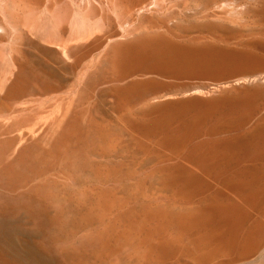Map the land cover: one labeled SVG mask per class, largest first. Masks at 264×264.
Returning a JSON list of instances; mask_svg holds the SVG:
<instances>
[{"label": "rangeland", "instance_id": "374dc122", "mask_svg": "<svg viewBox=\"0 0 264 264\" xmlns=\"http://www.w3.org/2000/svg\"><path fill=\"white\" fill-rule=\"evenodd\" d=\"M157 1H158V3L159 2L160 3L164 2V0L163 1L156 0L155 2H157ZM170 1L171 0H166L165 1V2H168L169 4L168 3L166 4L164 2L165 3L164 5H163V3H161V4L159 3L160 5L158 6V3H157V5L155 4L153 6V4H154L153 0H150V1L149 0H126V5H127L128 9L125 10V11H122V8L118 4V0H115V2H114V0H111V2H110V0H107V4L106 5H108V6L105 7V10H104L103 14H104V17L107 16L106 19H107V21H110V22H104L105 18H103V21L100 18H97V20L96 19H92L89 16L87 17L83 13L75 15L76 22L77 23L79 22L78 23V28H80V27L83 28V29L80 28V30H81L80 32L81 33L78 31L77 37L79 38V40L76 37L77 41H76V38L73 36V33L68 34L69 36L68 35H66V36L60 35L59 30L57 31L58 28L56 27V25L51 20H49V19H46V20L35 19L33 23H36V24H34V26H35V29L37 31V35L38 36L36 35L35 36L36 38L34 36H32V37L35 38V39L34 38L33 39L36 41L37 45H35V48H34L35 50L34 49H30L28 59L27 60H22V64L24 65L26 71L24 70V73L22 72V74H21L22 84H21L20 88H22V86H23V88L27 92L29 91L30 93L34 92V90L35 91L37 89L38 90L36 92L32 93L31 94L32 96L30 98L27 97V96H26L27 98L24 97L23 98L24 100L23 99L21 100L22 97L13 100V99H8V98H6L4 96L6 82L8 81V79L11 78L10 75H12L13 72H14L13 62H12V59H11V58H13L12 55H14V54L12 52V46H11L13 44L9 43L10 42V37H9V39H8V37H5L4 41L0 42V44H1L0 45V66H1L0 67V78H1L0 79V83L2 82L0 84L1 85L0 88L3 89V91L0 90V92H1L0 93V153H1V151L5 152L4 155H2L3 152L1 153L0 156H4V158L2 160L0 159V161L1 162L4 161V163H2V164H5V163L6 164L7 163L10 164V165L9 164H7V165L5 164L6 167L4 165H1L2 168L5 167L6 170L8 169L7 171L9 173L6 170H4L5 168L4 169L0 168L1 169V173H0L1 175L0 176H2V180L5 183L8 180H13L14 184L10 181L11 182L10 188L11 187L13 188V185H15L16 188H17L18 184H22V182H24L25 180L28 179L27 175H29L30 173H31V176H33V177H34L35 173H38V174H36L38 176V178H33V177H31L29 175V178L30 177L32 178V179L30 178L32 183H34L37 179H39V176H40V178H43L44 177L43 173L46 172V171L45 172L42 171L43 172L42 173L39 170H44V169L48 170L49 169L48 170L49 172H46V174H45V176H46L44 178L45 180L44 179H42V180L39 179L40 181L37 180L38 183H37V181L35 182V183L40 185L38 187H41V184H42L41 182L44 181V183H45L46 181H48V182H46V184L49 183V181H51L50 179L52 178V176H54V175L56 176L57 171H58V174L60 175L59 176L60 178L63 177L61 175H63V172H65V174H64L65 179H63V178L59 179V181L60 180H62V181L58 182V180L57 181L55 180L58 177H54V178H52L53 182L58 183V184L54 183V185H52V183H50L51 185L50 184L47 185L48 188H51V189H52V186H54L53 190L47 189L46 184H44V183L42 184L43 190H44V187H45L47 190H49V191L51 190L53 192V194H52L51 191L50 192L46 191V189H45L46 193H43L44 191L42 190L40 192V194H43V196L45 195L44 197H47L46 196L47 194H52L54 197L57 195V197H55V198H53L52 195H48L50 197L52 196L51 200H52V198L56 200V198L60 197V195L62 194L61 192H63L62 195H64L65 197L63 198L62 195H61V199L63 198L65 200V204H64L63 200H61V199L59 200V198L57 199L58 200V202H57L58 204L57 203L55 204V200H52V201L50 200V202L48 204H51L52 202L53 203H52V205L45 204V205H48V207L46 209V210H48V212L46 211L45 214H46V217L48 216L47 218H52L53 217L52 219H56V217L58 219V217L60 216L58 220H60V218L65 219V220H63V219L61 220L65 224H66V221L68 220L69 223L67 221V225H66V226H68L67 229L69 228L68 230L71 229L72 231H74V228L76 229L75 226H77L78 223H80L78 226H82L81 224H85L86 225V223L89 224V223L92 222V219L94 218V216H93V214L91 215V213H89V211L95 205V203L98 202V200L95 199V198H97L96 197L97 194H95V193L103 194V195L105 193L106 196H108V195H109V197L112 196V198L116 199V200L118 198V200L123 203L124 199L121 198V196H122L123 198H125V202L127 200L126 204L124 203L125 205H127L128 200L132 199V200L129 201L128 205H131V209L132 210L135 209L134 207L136 206V209H135L136 211L135 210L134 211H130L131 214H133V216L135 214L134 218L136 217L135 218L136 220L139 218V216H140L139 214H141L140 218H143L142 215L148 216L147 214H149L153 210L150 214L153 215V213H155L154 211H156V213H155L156 215L155 214L154 215L157 218V223L159 222L158 218H160V217L162 219L160 221L162 222L163 221V217H166V215H168V217H170V216H173L172 215L173 212H174V214H177V212L179 210H180L179 211V213H180L181 210L184 211L186 208H190L192 206H195L194 203L196 204V201H198L200 199L201 195L197 194L196 192H193L191 194L188 193L187 196H184L185 198L182 197L184 201L182 203L183 205L181 203H180L181 204L180 205L179 203L176 202V199L178 197L175 196V192L178 193V191H176V189H174V188L170 189V187H168L166 185L167 178H166L165 174H163V172H162L163 169L177 167L179 165L180 162L177 161V160H174L173 158L176 156L177 151L182 148V145L184 144V141H190L191 145H193L195 142H197L198 144L195 143L193 146H198V148L201 149V150H199L200 153L203 155V157L201 158V161L198 158H195V159H192V160L193 161H198L199 160V162H201L204 165L205 170L208 172V175H200L199 179L208 178V179H206L208 181H213L215 179H226V180L238 179V178L244 179V178H246V175H244L242 173V169L244 167H246L247 165H249V166L257 165L258 166L259 164H264V145H263L264 144V138H263V136H264V108H263L264 107V105H263L264 97L257 98L254 95V92L259 90V89H261L262 85L251 86L250 88H248L247 91H241V93L239 91V94H238L237 90L235 92L232 91L233 93H230V91H227L229 88H227L225 90H223V88H222V87L226 88V86H229V85L231 86L232 84H234L235 80L238 79V77L241 74H243L246 69L247 70L248 69H254L256 72H260V73L264 74V57L263 58H256L255 57V59H254V55H253L254 52L252 50H244L243 49V47H250L249 46L250 43H251V45H252V43H254L256 45V47L264 48V37H263L264 36V34H263L264 33V13H263L264 12V0H253V1L252 0L251 1L250 0H228L227 3H225L227 0H222V2H219V4L217 5V7H219L218 9L216 7H207L205 0H172L171 2ZM173 1H175V2L173 3ZM0 2H1L0 4H2V3L4 4L5 3L6 6L4 5V7L5 8L7 7L6 8V12L7 13H9L11 15L12 14L14 15L15 11H16V13L19 14V12H18L19 9H18V7H16L17 3L15 4V2H13L11 0L9 2L7 0L6 1L0 0ZM6 2L9 3L8 6H7ZM244 2H247V3L251 4V6H253L254 11L252 13L244 14V16H243V15L240 14V11H241L240 9H242V4ZM116 3H117V6H116ZM223 3H225V5H223V7H220V5L222 6ZM136 4H140V6L142 7L141 9H143L142 12H140L141 10H139L138 8H132ZM146 4H147V7L145 6ZM165 5H166V7H165ZM14 6H15V8H14ZM155 6H156V8H154ZM157 7L159 9L161 7L162 11H160ZM8 8L10 9L11 12L9 10H7ZM106 8L113 9V11L111 10V12H110V10H108ZM145 8H146V12L144 10ZM220 8H221V10L224 9L223 11L226 12V14L224 16H221L219 14V11H220L219 9ZM14 9H16V10L14 11ZM63 9L69 11V17L67 19L68 21L66 22L67 23V27H68V26H70V20L72 18V13H73L72 12L73 10H72V7L70 5L69 0H64ZM114 9H115V11H114ZM116 9H118V10H116ZM119 9H120V11H119ZM212 9H214V10H212ZM107 10L109 12H107ZM234 11H235V13H233ZM214 12L215 13L218 12L217 13L218 15L215 14ZM107 13H108V15H107ZM111 13H114V14H111ZM115 13H117V14H115ZM130 13H132V15H129ZM138 13L141 14L140 16H142V17L139 16V18H138ZM236 14H239V15L237 16ZM112 15H115V18ZM207 15H208V17H207ZM215 15H217L218 17L216 16L214 18ZM116 16L118 17L117 18L118 21L116 19ZM155 16H157V17L155 18ZM144 18H145L146 22L143 21ZM163 18H165V19H163ZM99 19L101 21H98ZM166 19H167V22H165ZM47 20H49V21H47ZM137 20H138V23H137ZM244 20H245V22H244ZM97 21H98V23H97ZM131 22H132V24H130ZM142 22H145L144 25H146L147 27H148V24H149V27L147 28L146 26L141 24ZM95 23H96V25H95ZM102 23H104L103 24V29L107 28L106 31H104L102 29V27H101ZM170 23H171V25H170ZM83 24H85V25H83ZM138 24H139V26H141V29L137 30V28L139 27V26H137ZM107 25H108V27H107ZM111 25H112V27H111ZM210 25H212V26H210ZM261 25H262V27H261ZM131 26H132V28H131ZM136 26H137V28H136ZM167 26H169V27H167ZM143 27L144 28L146 27L145 31H144ZM150 27L153 29V31H152V29ZM95 28H98V31L99 30L101 32L104 31V33L103 34L101 33L102 35L99 36V34L95 33V31H96ZM108 28L109 29L111 28V29L109 30ZM133 28H135L136 31ZM68 29H70V27H68ZM91 29H92V31H91ZM131 29H133V30H131ZM82 30H84V33H86V34H87V32H89V33L87 35L83 34ZM89 30L96 34L95 35L93 33V36H94L95 39L93 38L92 33ZM93 30H95V31H93ZM160 30H163L164 32L163 31L160 32ZM176 30H177V32H176ZM223 30H224V32H223ZM45 31H47V32H45ZM123 31H124V34H123ZM132 31H135L132 34L133 38L131 37ZM137 31H141V32L138 33ZM57 32H58V34H57ZM150 32H151V34H150ZM208 32H210V33H208ZM79 33H80V36H82V39H83V37L87 38L88 36L89 37L92 36V39L89 38L91 41H89L88 38H87V40L84 39V41H81L82 39L79 36ZM107 33H109V34H107ZM128 33H130V35ZM213 33H214V35H213ZM49 34H51V35H49ZM205 34L206 35L209 34V35H207L205 37V39H204ZM244 34H246V35L243 38ZM0 35L2 36V34H0ZM11 35L13 36L12 33H11ZM56 35L59 38L56 37ZM70 35L72 36V38H71ZM103 35H105V37H107V35L108 36L114 35V38L111 39V40H116V42H115L116 45L114 44V47L117 46V48L121 51L118 54V59L116 57L115 58H109L108 53H109L110 45H106L105 43L101 44L99 42V41L102 42V40L106 39ZM124 35L128 36V37L125 38ZM157 35L159 37H157ZM174 35H177V36L180 35V36H179V38H175ZM42 36H44V38ZM61 36L65 40L63 38H61ZM95 36L98 37V38H96ZM209 36H211V37H209ZM13 37H16V36L14 35ZM122 37H124V39H125V40L123 39L124 42L121 41ZM45 38H47V39L45 40ZM73 38H74V40H73ZM99 38H101V40ZM143 38H145V39H143ZM221 38H223L225 41H223ZM7 39H8V41H7ZM42 39L44 40V42H43ZM51 39H54L56 41L52 42ZM62 39L64 41H66V43L63 42ZM68 39H70V41ZM93 39H94V41H92ZM137 39H138V41L139 40L140 41L138 42ZM160 39H162V40H164L166 42L165 46H162V45L158 46L157 45V41L160 40ZM206 39H208V41ZM219 39H221V40H219ZM228 39H230L229 43L227 42ZM71 40H73L74 42H72ZM202 40H204V41H202ZM210 40H211V42H210ZM78 41L83 42L82 43L83 45L80 42L78 43ZM117 41H118V43H117ZM196 41H199V42L197 43ZM45 42L48 43V44H46ZM67 42L70 45H71V43H74L73 44L74 45L73 46L74 47L73 57L63 56L64 71L61 72V74H58L57 72H54V71L52 72L53 75L55 76L54 78H56V77L60 78V82L57 83L56 79H53V78H48V77L44 78L39 72L36 71L35 66H34V61L37 60V50H41L43 48H45V49H50V48H55V47L58 48V47H60V45L66 47V46H68ZM97 42H99V43H97ZM121 42H122V44H120ZM6 44H7V46H6ZM53 44H55V45L58 44V46L57 45L53 46ZM190 44H192V45H190ZM75 45H77V47ZM84 45H86L88 47H86V46L84 47ZM214 45H216V46H214ZM44 46H46V47H44ZM187 47H189V49H187ZM82 49H85V50H82ZM232 49H233V51H232ZM246 49H248V48H246ZM125 50L129 51V53H127L128 55L126 54L127 56L125 57V60L121 61L119 55L122 54V52L125 51ZM203 52H205V53H203ZM76 53H77V55H76ZM84 53H85V55H84ZM99 54H100V56H99ZM225 55H227V56H225ZM246 55L248 57L250 56L249 58H253L252 61L249 60V61H246V62L243 63L242 61L239 60V59H242V57L244 58V56H246ZM105 56H106V58H105ZM100 57H104V58H100ZM99 58H100V62H99ZM103 59H104V62H102V64H101V61H103ZM194 59L196 61H193ZM97 60H98L99 63L96 62ZM219 60H220V62H219ZM81 61H82V64H81ZM203 61H204V63H203ZM67 63H68V65H67ZM94 63H95V65H94ZM115 63H117V64H115ZM213 63H214V65H213ZM224 64H226V65H224ZM79 65H82V66H80L82 71L79 70V68H80ZM88 66L90 67L91 70L93 69V71H94V73H92V75H91V72H93V71L90 70L91 71L90 72ZM230 66H231V68H229ZM213 67H217V68H213ZM10 69H12V70H10ZM140 69H142V70H140ZM229 69H230V71H229ZM11 72H12V74H11ZM76 72H77L79 77L77 76ZM81 72H82V75L80 74ZM84 73H86V74H84ZM143 73H144V75H143ZM149 73L151 74V76H150ZM2 74H4V76L5 75L6 76L2 77ZM72 74L73 75L75 74V75L73 76ZM112 74L114 75L113 77L116 80H113L114 78L112 77ZM22 75L24 76V78H22L23 77ZM84 75H86V76L88 75V76L85 77ZM159 75H160V77H159ZM225 75H226V77H225ZM71 76H73V78H71ZM115 76H117V77H115ZM148 76H150V78H148ZM34 77L36 79H38V82L36 81V79ZM83 78H85V79H83ZM110 78L113 80V83H111L112 80ZM134 78H135V80H134ZM117 79H118V81H117ZM227 79H229V80H227ZM2 80H4V82H5L4 84L5 85L3 84ZM182 80H183V82H182ZM187 80H189V81H187ZM23 81L26 82L28 84V86L29 85H31V86H29V87L24 86L25 83H23ZM30 81H31V84H29ZM74 81H75L76 84L73 83ZM159 81H161V83ZM232 81H234V82H232ZM194 82H197V83L195 84ZM2 84H3V88H2ZM199 84L205 85V89H207L205 92H207V95L210 93V96L212 94L211 92H213V87L215 86L214 88H216V89H214V94H212L211 97H216L217 98L216 91L218 92L220 90L218 93L223 92L222 93V97L219 98V100L221 101V104L211 105L210 106V105H202V104H198V103H191L192 104L191 105L189 102H184L185 100L188 99V96H186V95L189 94L188 93V94H183L184 96L178 95L179 97L176 95L180 99L179 101L182 102V103L176 104L179 107H177L176 105H173V106H175V108L172 105L169 106V107H158V106H156L159 103V101H162V100H166V101L175 100L177 97L175 95H172V94L182 93L183 91L189 90L193 86H198ZM208 84H209V87H208ZM73 85L75 86L74 87L75 89L72 88ZM124 85L126 87H124ZM164 85H165V87H164ZM171 85L174 86V87H172ZM189 85H190V87H189ZM32 86H33V89L31 88ZM65 86H66V88H65ZM169 86H170V88H169ZM40 87H42V88H40ZM77 88H78V91H77ZM172 88H174V89L172 90ZM178 88H180V89L178 90ZM211 88H212V90H211ZM141 91H143L144 94ZM179 91H181V92H179ZM208 91H209V93H208ZM29 92L27 93V95L30 96ZM37 92H39L40 94H37ZM121 92H122L123 95L120 94ZM45 93H47L48 95L45 94ZM139 93H141V94L139 95ZM150 93L152 94L151 96H150ZM130 94H132V95H130ZM135 94H136L137 98L135 97V99H134L133 97L135 96ZM137 94H138V96H137ZM163 94L164 95L168 94L169 97L166 96V99L162 98L161 100H158V101L155 100L154 101V97L163 96ZM35 95H36V97H35ZM171 95H172V97H171ZM45 96H46V98H45ZM47 96H48V98H47ZM181 96L183 98H180ZM170 97L173 100H170L171 99ZM36 98H38V100H39V98H43V99H42V101H40L41 100L40 99L37 102V100H35ZM178 98H177V100H178ZM19 99L21 101H19ZM26 99L27 100L30 99V103H27V102H29V100L27 101ZM32 99H34V102L31 101ZM45 99H46V101H45ZM57 99H58L59 102H56ZM9 100L11 102H12V100L14 102H16V100H18L19 102L17 101L16 103H14V102L11 103ZM114 100H117V101L115 102ZM124 100L128 101L127 104H126V101H124ZM22 101L23 102L26 101L25 103H27V104L23 103ZM122 101H124V103L126 105L124 103H122ZM215 101H218V100L215 99ZM154 102H155V104H154ZM8 103L10 104V106H9ZM112 103L116 104L117 106L116 105L112 106L113 105ZM23 105H24V107H23ZM144 105H147V106L145 107ZM7 106H9L10 108L7 107ZM15 106L19 107V108H20V106H22V107L20 109L19 108L13 109V108H15ZM26 106H28V108H26ZM205 106H207V107H205ZM201 107H202V109H201ZM257 107H259L258 110H257ZM135 108L137 110H135ZM243 108H245V109H243ZM247 108H249V109H247ZM171 109H173V110L171 111ZM218 109H219V111H221L223 109L222 110L223 113H222V111L219 112ZM240 109L241 110L243 109L242 112H238V111H241ZM16 110H17V112H16ZM122 110H125V111L123 112ZM163 110H165V111H163ZM230 110L233 113H230ZM235 110H237V111H235ZM111 111L114 113L113 115H112ZM143 111H145V112H143ZM224 111L226 113H224ZM228 111H229L230 114L228 113ZM255 111L257 112L258 115L256 114ZM84 112H86V113H84ZM259 112H261V114ZM62 113H63V116H62ZM77 113H79L81 116L79 114H77ZM81 113L83 114V116H82ZM237 113H239V114H237ZM212 114H214V115L216 114V116L218 115V117H216V116H214ZM223 114H225L226 117ZM56 115H57V119H52L54 116H55L54 118H56ZM245 115H246V117H245ZM48 116H50V117H48ZM121 116H122V118H120ZM213 116H214V118H212ZM221 116H223L224 119ZM47 117H48V120H47ZM59 117H60L61 120L59 119ZM84 117L85 118L88 117V118L86 120H84L85 119ZM208 117H209V119H208ZM219 117L222 118V120H220ZM43 118H44V120H46V123L49 124V122H50L49 125L51 126L52 131H51V128H50L49 125H48L49 129L44 131V129L47 127V125L44 124L45 123L44 121H43L44 123H42V119ZM72 118L76 119V120H73ZM135 118H136V120H135ZM50 119H52V121H50ZM141 119H142V121H141ZM53 120H55V122H53ZM59 120L61 122H59ZM80 120H82V122ZM90 120H91V122H90ZM130 120H131V122H129ZM219 120L221 122H219ZM56 122L58 123V125H57ZM67 122H71V125L75 128L74 131H72V132H74V134H72V132L69 133L71 135L70 137H69V134L66 136L65 133H62V134H64V136H62V134L60 133V132H62V131H60V130H62L61 128L65 124H67ZM203 122H204V124H203ZM205 122H207V123H205ZM53 123H55V125L52 126ZM102 123H105V124H102ZM116 123H118V124H116ZM41 124H44L43 127H45V126L46 127L45 128L41 127L39 129L44 131V132H46V133H48V135L46 133H44V132H43L44 135H42V132L39 133L40 130H38V127L36 128V126L38 125L40 127V126H42ZM84 124H86V125H84ZM78 125H80V126H78ZM96 125H98V126H96ZM104 125L106 126L105 128H104ZM145 125H147V126H145ZM209 125H211V126H209ZM81 126H83L82 128L87 126L86 128L89 129V131L86 130L85 128H84L85 130L81 131V129H82ZM183 126H184V128H183ZM203 126H204L205 129L203 128ZM77 127H78V129H77ZM238 127L239 128L240 127L241 128L245 127L244 130L240 128L243 133L241 131H238V130H240ZM247 127H249V128H247ZM256 128H259V130L262 132V136L257 138V139L254 136V132H255ZM127 129L129 130V132H128ZM155 129L159 130L158 132H161V133H165L167 131H173L174 135L176 134V137H174L173 139H169V140H167L166 138H162V140H163L162 141L160 139L161 136H158L159 140H160L159 141L153 135L154 134L153 130H155ZM29 130H31V131L34 130V131L31 132ZM86 131H88V133H86ZM100 131L103 132V133L101 134ZM109 131H110V133H109ZM185 131H187V132H185ZM234 131H236V132L234 133ZM33 132H34V134H33ZM77 132H81V133L84 132L85 134L84 133L83 134H81V133L78 134ZM93 132H94V134H92ZM130 132H132L133 134H130ZM26 133H30V135L28 134L29 138H28V135L26 136ZM225 133H230L231 136L229 134L226 135ZM77 134H78V136H76ZM210 134L212 136H210V137L206 136V135H210ZM215 134H216V137H215ZM24 135L28 139H26ZM89 135H91V136H89ZM72 136H74L73 139L75 141L72 140ZM75 136H76V138H75ZM102 136H104V137H102ZM58 137H60L59 140H57ZM62 137H63V140L66 139V137H67V141H65V140L63 141ZM86 137H88V138H86ZM99 137H100V139H99ZM109 137H110V139H109ZM114 137H115V139H114ZM30 139H31L32 142L28 141V143H27V140H30ZM254 139H256V140L254 141ZM17 140H19V142L20 141L21 142L20 143L18 142V143L15 144L14 141L17 142ZM24 140L26 141L27 145L23 144ZM55 141H61V143H62L61 145L66 144L68 141H70V142L68 144L64 145L65 147H63V146L60 147V145H58V143H60V142L54 143ZM83 141H85V142H83ZM101 141H103V142H101ZM113 141H114L115 144H118V145H121V146L117 145V147H115L116 145L113 144ZM155 141H156V143H155ZM244 141H246L245 145L243 144ZM63 142H66V143H63ZM88 142H89V144H87ZM201 142H204V143L202 145H200ZM205 142H206L207 146L205 145ZM241 142H242V144H241ZM109 143H110V145H109ZM148 143L152 144V145H148ZM177 143H179V144H177ZM253 143L255 144V146H254ZM73 144H75V145H73ZM258 144L261 145V147ZM76 145H78V147ZM106 146H108V147H106ZM112 146H114V147H112ZM26 147L28 149V152H30V156H29L30 158H28V155L25 156V153L26 154L28 153L27 149H25ZM100 147H101V149H100ZM208 147L209 148L211 147L210 150H209ZM233 147H234V149H233ZM3 148H5L7 151H5V149H3ZM61 148H63V149H61ZM65 148H67L68 150L65 149ZM107 148H109V149H107ZM114 148H117V149H114ZM1 149H3V150H1ZM19 149L20 150L22 149V150L25 151V153L23 152L24 154H22L23 155L22 156L23 159H24V156H25L26 158H28V159L25 158L26 160H30L31 158H32V161L34 160L33 163H32V161L31 162L27 161V164L29 162L28 165L30 167H31V165H33V166L35 165L36 166V167L34 166V168L31 167V170H36V168H38V171H39L38 172L36 170L34 174H32L34 171H32V172L28 171L27 173H25L26 177H27V178L24 177L25 180L21 179V178H23L24 172L27 171L28 169H30V167L25 164L26 160L25 159L23 160L21 158V162H20V160L17 162V164H19L18 166L20 167V170L18 169L19 167H17V166L15 167L14 166V165H17L16 162L12 161V160H14V157H15L17 151H19ZM79 149L81 150L80 153L73 154V152L76 153L75 150L80 151ZM248 149L252 150V152L249 151ZM66 150L68 151L67 153H69L70 151L73 150L72 152L69 153L70 157H69V154L66 153ZM100 150H102V151H100ZM164 151H165V153H164ZM244 151H248V152L246 153ZM62 152L64 153V156L62 155L63 154ZM147 152L149 154H147ZM159 152H160V154H159ZM239 152L241 153V157L242 158L239 156V154H240ZM54 153L57 154V155H55ZM58 153L59 154L62 153V154L59 156ZM81 153H83V154H81ZM47 154H49V157H47L48 156ZM54 155H55V158H54ZM72 155H74V158L71 157ZM61 156H63V157L61 158ZM40 157L42 158L41 160H40ZM59 157H60V159L58 160L57 158H59ZM220 157H221V159H220ZM0 158H2V157H0ZM37 158H39L40 161L37 160ZM64 158L71 159L70 163L67 162L69 159L66 161ZM240 158L243 159V160H241ZM61 159L64 160V162H65L64 165H66V163H67L68 166L64 167L63 166V160H61ZM168 160L169 161L173 160V161L169 162ZM22 161H23V163L25 162L24 163L25 167L23 165H21ZM37 161H39L40 163H35ZM162 161H164L163 162L164 164L160 165L162 163ZM203 161H206V162H209V163L204 164L205 162L203 163ZM13 163H14V165H13ZM252 163H254V164H252ZM49 165H51V166H49ZM8 166H10V167H8ZM12 166H14L13 169H11ZM21 166H23V168ZM44 166H46V167H44ZM52 166L55 169H53ZM62 166L64 167V169H63ZM160 166H161V168H160ZM166 166H167V168H166ZM26 167H28L27 170L26 169L24 170V168H26ZM57 167H59V168H57ZM148 168H150V169H148ZM153 168H155V169H153ZM156 168H158V169H156ZM14 169L19 172L18 173L19 176L16 174L18 176L17 179H16L15 175L10 176L11 173L14 171ZM52 169L54 171H52ZM136 169H137V171H136ZM160 169H162V170H160ZM59 170H60V173H59ZM151 170H152V172H151ZM153 170H156V171H153ZM220 170H225L224 171L225 175L223 174V175L220 176L218 174V172ZM4 171L6 173H4ZM138 171H139V173H138ZM2 172L4 174H6V175H4ZM140 172H142V173H140ZM15 173L13 172V174H15ZM22 173H23V175L21 176ZM53 173H54V175H53ZM8 174H9V177H11V179L10 178L8 179ZM48 174H52V175H48ZM66 174H67V176H66ZM155 174H157L158 178L155 177ZM140 175H141V177H140ZM4 176L6 178H4ZM143 176H146V177L143 179ZM151 176H152V178H151ZM12 177H14V178H12ZM99 179L101 181H99ZM69 181H70V184H69ZM136 181H137V183H136ZM151 181H153V183ZM163 181H164V183H163ZM61 182H63V183L65 182L64 186H66V187H62L63 183L61 185ZM67 182H68L69 185L66 184ZM32 183H30V185ZM155 183H156V186H155ZM162 183H163V185H162ZM7 184L9 185V183H7ZM37 184H36V187H37ZM130 184H132V185H130ZM142 184H144V188L142 187ZM148 184H150L151 186L148 185ZM138 185L141 188H139ZM31 186L35 187V185H33V184ZM67 186H69V187H67ZM93 186H96V187L100 186L99 187L100 190L98 188L96 190V187H93ZM111 186H112V188H111ZM123 186L124 187L126 186V188H124ZM128 186H129V188L132 187V186H134V187H132L133 189L132 188L129 189ZM157 186H158V188H157ZM61 187L63 189H61ZM88 187H89V189H88ZM122 187L124 189H121ZM147 187H149V189ZM93 188H95V189L93 190ZM103 188L106 189L107 191L104 190ZM138 188L140 190H142V189L143 190L142 191L137 190ZM153 188H154V190H153ZM59 189H61V190H59ZM91 189L93 190L92 192H91ZM110 189H111V192H113L112 189L116 192L115 195H113L114 192L113 193L110 192ZM134 189H135V191H134ZM108 190H109V192H108ZM127 190H128L129 193L127 192ZM80 191H82L81 193L83 195L80 194ZM86 191L87 192L89 191V192L87 193ZM131 191L133 192V194H132ZM138 191L140 192L141 196H144V198L142 197V199L139 198V203L136 202V201H138V199L135 200L136 196H138V194H137ZM143 191H144V195L142 194ZM102 192H104V193H102ZM118 192L120 194H122V193H125V194L119 195ZM146 192H148L147 193L148 196L146 195ZM157 192H159V193H157ZM167 192H168V194H167ZM2 193H0V198L2 197L1 199H3L4 201L0 200V202H1L0 206L2 204L4 205V203L8 204V203L12 202L11 200L14 197L13 195H15L14 193L11 192V195L13 194L12 196L9 193H5V194H4V192H2ZM75 193L77 194V196H76ZM84 193H85V195H84ZM29 194L31 195L32 193H29ZM153 194H155V195L153 196ZM159 194H161V195H159ZM8 195L10 197H7ZM124 195H126V196H124ZM83 196H85L86 198L84 199ZM113 196H115V198ZM146 196H147V198H146ZM31 197L33 198L34 196L32 195ZM119 197L121 198V200H120ZM127 197L130 198V199H128ZM150 197H151L152 200L153 199L154 200L152 201L150 199ZM167 197H169V199ZM66 198H67V200H66ZM70 198L72 199L71 201H69L70 203L69 202L66 203V201L70 200ZM80 198L83 199L84 201L88 198L87 199L88 202H89V200L91 198H93V199H91L92 202L88 203L87 201H85V202L82 201ZM133 198H134V200H133ZM157 198H159V199H157ZM73 199H76V201L73 200ZM163 199L164 200H168V201L171 199L170 202L173 204V206L174 205L177 206V207L175 206L176 210L173 209L172 204L170 202H169L170 203L169 204V203H167V201L165 202ZM37 200L38 199H36V201H35V198H34V201H35V203H34V206H35L34 211H36V209L38 208L36 206H39L38 205L39 204V200L38 201ZM93 200H95V203H94ZM80 201H82L81 202L82 204H80ZM142 201H144V203H147L149 205L148 206H147V204L143 205ZM156 201H157V205H156ZM162 201L165 202L166 206H164V203ZM158 202L161 203L164 208H161V206H160L161 204H159ZM174 202H176V203H174ZM36 203H37V205H35ZM44 203H47V202L45 201ZM44 203L42 204V202H41L40 205L41 204L44 205ZM83 203H84V205H83ZM91 203H94V204H91ZM152 203H153V205H152ZM132 204H134V205H132ZM167 204H168V207H167ZM56 205H57L58 208L55 207ZM64 205H65L64 208H65L66 213L64 212V215H63V211H64L63 210L64 209L63 206ZM81 205H83L82 208H81ZM137 205L138 206L140 205V206L138 207ZM158 205L160 206L161 209L160 208L156 209L158 207ZM184 205H185L186 208H184ZM84 206H86L88 209L90 207L88 212L86 210L87 209L86 207L83 208ZM141 206L142 207L145 206L146 209L148 207V211L145 209V207H143L141 210L144 211V212H142V211L140 212L139 210H140ZM151 206H153V207L155 206L156 208L154 209ZM180 206H181V208H180ZM165 207H167V208L165 209ZM169 207H171V208H169ZM77 208H78V210H77ZM80 208H81V211L79 210ZM126 208L129 209L130 206H129V208L128 207H126ZM151 208H152V210H151ZM168 208H169V210H171V209L174 210L173 212L172 211L169 212V213H171L170 215H169V213H167V211H169ZM61 209L63 211H61ZM84 209L86 211H84ZM165 210H166V213H167L166 215H165V212H164ZM158 211H160V212H158ZM138 212H139V214H138ZM162 212H164L163 213L164 215L161 214ZM69 213L71 215H69ZM83 213H86V214L89 213V216L86 215L88 218ZM158 213H159V216H158ZM61 214H62V217H61ZM73 215H75V217H73ZM80 215H82V216H80ZM68 216H70V217H68ZM78 216H79L80 221L77 218ZM84 216H85V218H84ZM71 218L73 219L72 221H71ZM74 220L76 221V225H75V221ZM89 220H91V222ZM73 221H74V223H73L74 225L72 227L69 226V225H72L71 223ZM92 223L94 224V222H92ZM97 225L98 224H95L94 226H91V228L92 229L93 228H98ZM46 226L49 228L48 224ZM88 228H90V227H88ZM152 228H154V227H152ZM71 230H70V232H71ZM52 232H53V234L51 235ZM118 232H121V231H118ZM51 233L49 234V235H51V237L53 235L55 236V234H57L56 237H58V235H59V233H58V231L56 229L51 230ZM88 249H90V250L92 249L94 251V253H92V254H94L93 256L90 255L92 250H91V252H90V250H88L87 251L88 254L84 253L86 255H82V257H83L82 259H81L80 256H76L77 257V258L75 257L76 259L73 257L75 259L74 261L77 262L78 259H79L81 262H84L87 259L86 261L88 262V264L94 263L95 262L94 258L97 257V255H99L102 251H100L99 249H97L95 247L88 248ZM65 253L62 254V252H61L60 253L61 257L62 256L65 257V255H66V257H68V256L71 257L70 253H67V252H65ZM54 254H56V253H54ZM56 255L59 256V254H56ZM103 259H105V257Z\"/></svg>", "mask_w": 264, "mask_h": 264}, {"label": "bare ground", "instance_id": "6f19581e", "mask_svg": "<svg viewBox=\"0 0 264 264\" xmlns=\"http://www.w3.org/2000/svg\"><path fill=\"white\" fill-rule=\"evenodd\" d=\"M2 1H6V0H2ZM8 2L10 0H7ZM13 2H15V4L17 3V6L18 7V13H16V9H14L15 11V14L11 15L9 13L6 12V8L4 7L5 3L3 4H0V34H2V36L0 35V42L1 41H4L5 37H10V42L9 43H12L13 45L12 46V52L14 55L12 59V62H13V67H14V72L11 76L10 79H8V81L6 82V85L4 84V80L3 81V84L5 85V91H4V96L8 99H17V98H21V100L25 97H31L32 93L36 92L34 90V92L30 93L29 91V95H27V91L23 88H20L21 84H22V79H21V74L22 72L24 73V70L26 71L24 65L22 64V60H27L28 59V56H29V51L30 49H34L35 48V45H37L36 41L34 40L37 35V31L35 29V26L34 24L36 23H33L35 19H41V20H46V19H49L51 20L55 25L56 27L58 28L57 31L59 30L60 32V35L62 36H66L68 34H71L73 33V36L76 38L77 37V34H78V31L80 32V28H78V23L76 22L75 20V15L76 14H84L86 15L87 17L89 16L90 18L92 19H96L97 18H100L102 21H103V18H105L104 22H110V21H107L106 17H104V10H105V7H107L108 5L107 4V0H69L70 2V5L72 7V18L70 20V29H68L67 27V19L69 17V11L68 10H65L63 9V2L64 0H11ZM150 1V0H149ZM156 1V0H155ZM154 2L153 6L157 3V2ZM163 1V0H161ZM166 0H164L165 2ZM172 1V0H171ZM170 1V2H171ZM251 1V0H250ZM253 1V0H252ZM111 2V0H110ZM115 2V0H114ZM161 2L163 3V5L168 2ZM175 1H173L174 3ZM198 2V1H197ZM206 2V6L207 7H216L217 9L219 7H217V5L219 4V2H222V0H205ZM228 0L225 2L227 3ZM1 3V2H0ZM109 3V2H108ZM160 3V2H159ZM158 3V6L161 4ZM225 3L222 4V6L220 5V7H223V5H225ZM255 3V2H254ZM7 6L9 3H7ZM118 4L119 6L122 8V11H125L127 10V5H126V0H118ZM169 4V3H168ZM110 5V4H109ZM133 5V4H132ZM171 5V4H170ZM259 5V4H258ZM6 6V5H5ZM14 6V8H15ZM116 6H117V3H116ZM115 6V7H116ZM147 7V4L145 5ZM144 6V7H145ZM162 6V5H161ZM168 6V5H167ZM143 7V8H144ZM164 7V6H163ZM166 7V5H165ZM206 7V8H207ZM226 7V6H225ZM66 8V7H65ZM109 8V7H108ZM106 8V9H108ZM132 8H138L139 10H141L140 12L143 11V9H141L142 7L140 6V4H136L134 7ZM153 8V7H152ZM156 8V6L154 7ZM158 8V7H157ZM13 9V8H12ZM131 9V8H130ZM159 9V8H158ZM162 8L160 7V11ZM226 9V8H225ZM7 10L10 11V9L8 8ZM113 11V9H108ZM107 10V12H109ZM118 10V9H116ZM133 10V9H132ZM145 12H146V8L144 9ZM214 10V9H212ZM219 14L221 16H224L226 14L225 11L221 10V8L219 9ZM241 10V11H240ZM240 14L244 16V14H248V13H252L254 11L253 9V6H251V4L247 3V2H244L242 4V9H240ZM115 11V9H114ZM120 11V9H119ZM137 11V10H136ZM135 11V12H136ZM148 11V10H147ZM152 11V10H151ZM218 11V10H217ZM233 11V10H232ZM11 12V11H10ZM13 12V11H12ZM139 12V13H140ZM238 12V11H237ZM138 13V18L141 14ZM144 13V12H143ZM215 13V12H214ZM218 12H216L215 14H217ZM235 13V11L233 12ZM264 13V12H263ZM111 14H114V13H111ZM117 14V13H115ZM156 14V13H155ZM108 15V13H107ZM129 15H132V13H130ZM143 15V14H142ZM159 15V14H158ZM218 15V14H217ZM215 15L214 18L217 16ZM237 16L239 14H236ZM252 15V14H251ZM114 16L115 18V15H112ZM210 16V15H209ZM142 17V16H140ZM152 17V16H151ZM157 16H155L156 18ZM208 17V15H207ZM218 17V16H217ZM241 17V16H240ZM78 18V17H77ZM118 17L116 16V19ZM148 18V17H147ZM146 18V19H147ZM168 18V17H167ZM206 18V17H205ZM244 18V17H243ZM86 19V18H85ZM98 20V21H101V20ZM115 19V20H116ZM131 19V18H130ZM141 19V18H140ZM165 19V18H163ZM172 19V18H171ZM219 19V18H218ZM217 19V20H218ZM233 19V18H232ZM247 19V18H246ZM249 19V18H248ZM47 20V21H49ZM87 20V19H86ZM111 20V19H110ZM170 20V19H169ZM242 20V19H241ZM97 21V23H98ZM118 21V19H117ZM143 21H145V18L143 19ZM154 21V20H153ZM220 21V20H219ZM92 22V21H91ZM136 22V21H135ZM146 22V21H145ZM145 22H142L141 24L144 25ZM162 22V21H161ZM165 22H167V19L165 20ZM237 22V21H236ZM243 22V21H242ZM245 22V20H244ZM261 22V21H260ZM33 23V24H32ZM112 23V22H111ZM137 23H138V20H137ZM172 23V22H171ZM170 23V25H171ZM45 24V23H44ZM103 24L101 25L102 29H103ZM106 24V23H105ZM114 24V23H113ZM112 24V25H113ZM132 24V22L130 23ZM140 24V23H139ZM139 24L137 26H139ZM140 24V25H141ZM40 25V24H39ZM85 25V24H83ZM91 25V24H90ZM89 25V26H90ZM94 25V24H93ZM96 25V23H95ZM111 25V27H112ZM124 25V24H123ZM152 25V24H151ZM150 25V26H151ZM169 25V26H170ZM44 26V25H43ZM88 26V27H89ZM136 26V28H137ZM142 26V25H141ZM141 26H139L137 28L138 29H141ZM146 26V25H144ZM153 26V25H152ZM151 26V27H152ZM155 26V25H154ZM167 26V27H169ZM212 26V25H210ZM37 27V26H36ZM94 27V26H93ZM108 27V25H107ZM147 27V26H146ZM145 27V28H146ZM148 27H149V24H148ZM147 27V28H148ZM150 27V28H151ZM157 27V26H156ZM161 27V26H160ZM206 27V26H205ZM215 27V26H214ZM262 27V25H261ZM105 28V27H104ZM132 28V26H131ZM144 28V27H143ZM142 28V29H143ZM145 28H144V31H145ZM46 29V28H45ZM56 29V28H55ZM83 29V28H82ZM107 29V28H106ZM106 29H103L104 31H106ZM109 29V28H108ZM111 29V28H110ZM109 29V30H110ZM113 29V28H112ZM135 29V28H133ZM131 29V30H133ZM152 29V28H151ZM157 29V28H156ZM161 29V28H160ZM182 29V28H181ZM202 29V28H201ZM212 29V28H211ZM261 29V28H260ZM48 30V29H47ZM97 32H96V31ZM95 33L102 35L104 33V31H98V28H95ZM149 30V29H148ZM164 30V29H163ZM163 30H160L163 31ZM220 30V29H219ZM43 31V30H42ZM55 31V30H54ZM90 31V30H89ZM92 31V29H91ZM90 31V32H91ZM136 31V29H135ZM135 31H132L131 33V37H132V34L133 32ZM143 31V30H142ZM153 31V29H152ZM167 31V30H166ZM197 31V30H196ZM47 32V31H45ZM49 32V31H48ZM108 32V31H107ZM111 32V31H110ZM109 32V33H110ZM138 33H140L141 31H137ZM164 32V31H163ZM171 32V31H170ZM177 32V30H176ZM201 32V31H200ZM221 32V31H220ZM224 32V30H223ZM11 33L13 34V36L15 35L16 37H13L11 35ZM50 33V32H49ZM81 33V32H80ZM80 33H79V36H80ZM82 33L83 34H86L84 33V30H82ZM89 32H87L88 34ZM92 33V36H93V33L94 32H91ZM94 33V34H95ZM102 33V34H101ZM107 33V34H109ZM127 33V32H126ZM146 33V32H145ZM148 33V32H147ZM173 33V32H172ZM210 33V32H208ZM260 33V32H259ZM263 33V32H262ZM39 34V33H38ZM58 34V32H57ZM82 34V35H83ZM86 34V35H87ZM123 34H124V31H123ZM130 35V33H128ZM135 34V33H134ZM137 34V33H136ZM149 34V33H148ZM147 34V35H148ZM151 34V32H150ZM264 34V33H263ZM51 35V34H49ZM91 35V34H90ZM96 35V34H95ZM118 35V34H117ZM203 35V34H202ZM209 35V34H207ZM205 34L204 36V39L205 37L207 36ZM214 35V33H213ZM246 34H244L243 38L245 37ZM250 35V34H249ZM254 35V34H253ZM34 36V37H32ZM38 36V35H37ZM45 36V35H44ZM44 36H42L44 38ZM61 36V38H63ZM69 36V35H68ZM71 36V35H70ZM84 36V35H83ZM92 36H88V40L91 41L90 39H92ZM98 36V35H97ZM98 36V37H99ZM105 37V35H103ZM122 36V35H121ZM125 36V35H124ZM180 35H174L175 38H179ZM198 36V35H197ZM248 36V35H247ZM261 36V35H260ZM56 37H58L56 35ZM55 37V38H56ZM81 39H82V36H80ZM96 37V36H95ZM96 37V38H98ZM128 36H125V38H127ZM140 37V36H139ZM151 37V36H150ZM156 37V36H155ZM157 37H159L157 35ZM200 37V36H199ZM211 37V36H209ZM235 37V36H234ZM256 37V36H255ZM264 37V36H263ZM34 38V39H33ZM40 38V37H39ZM48 38V37H47ZM45 38V40L47 39ZM59 38V37H58ZM60 38V39H61ZM72 38V36H71ZM78 38V37H77ZM77 38H76V41H77ZM87 38H84L81 40V41H84V39L87 40ZM90 38V39H89ZM94 38V36H93ZM102 38V37H101ZM101 38H99L101 40ZM106 39L99 41L101 44H106V45H110V49H109V53H108V56L109 58H117L118 59V54L119 52H121L117 46L114 47V44L116 45V40H111L112 38H114V35H110L107 37H105ZM133 38V37H132ZM148 38V37H147ZM154 38V37H153ZM170 38V37H169ZM195 38V37H194ZM229 38V37H228ZM241 38V37H240ZM239 38V39H240ZM7 39V41H8ZM64 39V38H63ZM62 39L63 42L66 43V41H64ZM95 39V38H94ZM94 39L92 41H94ZM124 37H122V40L123 41ZM129 39V38H128ZM145 39V38H143ZM181 39V38H180ZM198 39V38H197ZM203 39V38H202ZM212 39V38H211ZM218 39V38H217ZM216 39V40H217ZM223 41H225L223 38H221ZM219 39V40H221ZM226 39V38H225ZM37 40V39H36ZM43 40V39H42ZM52 42L53 41H56L54 39H51ZM70 41V39H68ZM74 40V38H73ZM73 40H71L72 42H74ZM79 40V38H78ZM97 40V39H96ZM119 40V39H118ZM125 40V39H124ZM131 40V39H130ZM192 40V39H191ZM208 41V39H206ZM227 40V39H226ZM233 40V39H232ZM236 40V39H235ZM260 40V39H259ZM68 41V42H69ZM120 41V40H119ZM138 41V39H137ZM140 41V40H139ZM138 41V42H139ZM178 41V40H177ZM183 41V40H182ZM181 41V42H182ZM185 41V40H184ZM200 41V40H199ZM199 41H196L197 43ZM204 41V40H202ZM222 41V42H223ZM230 39H228V43H229ZM249 41V40H248ZM44 42V40H43ZM48 42V41H47ZM60 42V41H59ZM67 42V44H68ZM80 41H78L79 43ZM88 42V41H87ZM97 42V43H99ZM124 42V41H123ZM132 42V41H131ZM194 42V41H193ZM201 42V41H200ZM211 42V40H210ZM220 42V41H219ZM237 42V41H236ZM245 42V41H244ZM8 43V42H7ZM46 43V42H45ZM61 43V42H60ZM81 44L83 42H80ZM89 43V42H88ZM118 43V41H117ZM147 43V42H146ZM153 43V42H152ZM187 43V42H186ZM216 43V42H215ZM242 43V42H241ZM248 43V42H247ZM48 44V43H46ZM74 43H71L68 44V46H62L60 45V47L58 48H50V49H41V50H37V60L34 61V66H35V69L37 72H39L44 78L45 77H48V78H53V79H56L57 83L60 82V78L59 77H56L54 78L55 76L53 75V71L54 72H57L58 74H61V72L64 71V60H63V56H67V57H73V52H74ZM80 44V45H81ZM122 44V42L120 43ZM119 44V45H120ZM136 44V43H135ZM205 44V43H204ZM213 44V43H212ZM237 44V43H236ZM240 44V43H239ZM254 43H250V47H243L244 50H252L254 52V59L255 57L256 58H263L264 57V48L262 47H256V45L254 46L253 45ZM1 45V44H0ZM3 45V44H2ZM58 46V44H56ZM55 44H53V46H56ZM70 45V46H69ZM83 45V44H82ZM89 45V44H88ZM125 45V44H124ZM123 45V46H124ZM128 45V44H127ZM132 45V44H131ZM154 45V44H153ZM157 45L158 46H165L166 45V42L162 39L158 40L157 41ZM192 45V44H190ZM206 45V44H205ZM210 45V44H209ZM208 45V46H209ZM217 45V44H216ZM214 45V46H216ZM234 45V44H233ZM7 46V44H6ZM77 47V45H75ZM86 45H84L85 47ZM148 46V45H147ZM195 46V45H194ZM238 46V45H237ZM46 47V46H44ZM81 47V46H80ZM88 47V46H86ZM93 47V46H92ZM105 47V46H104ZM109 47V46H108ZM140 47V46H139ZM236 47V46H235ZM145 48V47H144ZM220 48V47H219ZM239 48V47H238ZM248 48V49H246ZM96 49V48H95ZM134 49V48H133ZM187 49H189V47H187ZM229 49V48H228ZM236 49V48H235ZM35 50V49H34ZM82 50H85V49H82ZM157 50V49H156ZM169 50V49H168ZM204 50V49H203ZM223 50V49H222ZM88 51V50H87ZM161 51V50H160ZM233 51V49H232ZM235 51V50H234ZM81 52V51H80ZM103 52V51H102ZM147 52V51H146ZM192 52V51H191ZM11 53V52H10ZM36 53V52H35ZM92 53V52H91ZM94 53V52H93ZM127 53H129V51L125 50L122 52V54H120V59L121 61H124L125 60V57L128 55ZM187 53V52H186ZM190 53V52H189ZM195 53V52H194ZM205 53V52H203ZM243 53V52H242ZM247 53V52H246ZM127 54V55H126ZM146 54V53H145ZM200 54V53H199ZM248 54V53H247ZM11 55V54H10ZM77 55V53H76ZM85 55V53H84ZM93 55V54H92ZM102 55V54H101ZM122 55V56H121ZM210 55V54H209ZM219 55V54H218ZM217 55V56H218ZM244 55V54H243ZM11 56V57H12ZM100 56V54H99ZM199 56V55H198ZM202 56V55H201ZM212 56V55H211ZM224 56V55H223ZM227 56V55H225ZM83 57V56H82ZM221 57V56H220ZM236 57V56H235ZM250 57V56H249ZM247 55L244 56V58L242 57V59H239L240 61H242L243 63L246 62V61H249L253 58H249ZM75 58V57H74ZM84 58V57H83ZM100 58H104V57H100ZM100 58H99V62H100ZM106 58V56H105ZM171 58V57H170ZM209 58V57H208ZM72 59V58H71ZM97 59V58H96ZM108 59V58H107ZM157 59V58H156ZM207 59V58H206ZM226 59V58H225ZM230 59V58H229ZM237 59V58H236ZM74 60V59H73ZM84 60V59H83ZM198 60V59H197ZM214 60V59H213ZM227 60V59H226ZM258 60V59H257ZM88 61V60H87ZM127 61V60H126ZM193 61H196L195 59ZM201 61V60H200ZM98 62V60L96 61ZM98 62V63H99ZM102 62H104V59L103 61H101V64ZM106 62V61H105ZM153 62V61H152ZM207 62V61H206ZM220 62V60H219ZM222 62V61H221ZM225 62V61H224ZM232 62V61H231ZM111 63V62H110ZM109 63V64H110ZM177 63V62H176ZM175 63V64H176ZM196 63V62H195ZM201 63V62H200ZM204 63V61H203ZM238 63V62H237ZM240 63V62H239ZM81 64H82V61H81ZM90 64V63H89ZM97 64V63H96ZM100 64V65H101ZM117 64V63H115ZM149 64V63H148ZM211 64V63H210ZM235 64V63H234ZM263 64V63H262ZM68 65V63H67ZM93 65V64H92ZM91 65V66H92ZM95 65V63H94ZM98 65V64H97ZM99 65V66H100ZM124 65V64H123ZM188 65V64H187ZM193 65V64H192ZM191 65V66H192ZM214 65V63H213ZM212 65V66H213ZM226 65V64H224ZM236 65V64H235ZM250 65V64H249ZM82 66V65H79V67ZM107 66V65H106ZM148 66V65H147ZM221 66V65H220ZM255 66V65H254ZM258 66V65H257ZM262 66V65H261ZM1 67V66H0ZM78 67V68H79ZM89 67V66H88ZM98 67V66H97ZM203 67V66H202ZM237 67V66H236ZM92 68V67H91ZM150 68V67H149ZM213 68H217V67H213ZM231 68V66L229 67ZM13 69V68H12ZM10 69V70H12ZM83 69V68H82ZM99 69V68H98ZM152 69V68H151ZM223 69V68H222ZM77 70V69H76ZM79 70H81V67L79 68ZM87 70V69H86ZM90 67H89V71H90ZM113 70V69H112ZM119 70V69H118ZM142 70V69H140ZM213 70V69H212ZM216 70V69H215ZM237 70V69H236ZM257 70V69H256ZM82 71V70H81ZM93 71V69L91 70ZM90 71V72H91ZM104 71V70H103ZM108 71V70H107ZM214 71V70H213ZM230 71V69H229ZM10 72V71H9ZM8 72V73H9ZM80 72V71H79ZM78 72V73H79ZM85 72V71H84ZM87 72V71H86ZM120 72V71H119ZM143 72V71H142ZM93 72H91V75H92ZM140 73V72H139ZM219 73V72H218ZM217 73V74H218ZM26 74V73H25ZM77 74V72H76ZM82 75V72L80 73ZM86 74V73H84ZM88 74V73H87ZM90 74V73H89ZM150 74V73H149ZM232 74V73H231ZM73 75V74H72ZM75 75V74H74ZM73 75V76H74ZM123 75V74H122ZM144 75V73H143ZM193 75V74H192ZM215 75V74H214ZM229 75V74H228ZM4 76V74H2V77ZM6 76V75H5ZM4 76V77H5ZM23 76V75H22ZM73 76H71V78H73ZM78 76V74H77ZM85 77H87L86 75H84ZM83 76V77H84ZM90 76V75H89ZM114 75L112 74V77ZM151 76V74H150ZM150 76H148V78H150ZM191 76V75H190ZM218 76V75H217ZM70 77V76H69ZM79 77V76H78ZM117 77V76H115ZM146 77V76H145ZM158 77V76H157ZM160 77V75H159ZM219 77V76H218ZM221 77V76H220ZM226 77V75H225ZM230 77V76H229ZM9 78V77H8ZM24 78V76L22 77ZM35 78V77H34ZM77 78V77H76ZM114 78V77H113ZM120 78V77H119ZM139 78V77H138ZM147 78V79H148ZM231 78V77H230ZM1 79V78H0ZM36 79V78H35ZM75 79V78H74ZM78 79V78H77ZM85 79V78H83ZM103 79V78H102ZM109 79V78H108ZM111 79V78H110ZM124 79V78H123ZM126 79V78H125ZM161 79V78H160ZM179 79V78H178ZM30 80V79H29ZM34 80V79H33ZM112 80V79H111ZM113 80H116L115 78ZM113 80L111 83H113ZM135 80V78H134ZM157 80V79H156ZM210 80V79H209ZM229 80V79H227ZM231 80V79H230ZM36 81L38 82V79H36ZM103 81V80H102ZM118 81V79H117ZM144 81V80H143ZM147 81V80H146ZM186 81V80H185ZM189 81V80H187ZM197 81V80H196ZM201 81V80H200ZM29 82V81H28ZM133 82V81H132ZM161 83V81H159ZM181 82V81H180ZM183 82V80H182ZM220 82V81H219ZM223 82V81H222ZM234 82V81H232ZM2 83V82H1ZM0 83V84H1ZM25 83L24 86H31L24 82ZM36 83V82H35ZM74 84L75 81L73 82ZM119 83V82H118ZM148 83V82H147ZM172 83V82H171ZM179 83V82H178ZM191 83V82H190ZM195 84L197 82H194ZM200 83V82H199ZM209 83V82H208ZM231 83V82H230ZM3 84H2V88H3ZM31 84V81L30 83ZM117 84V83H116ZM135 84V83H134ZM156 84V83H155ZM185 84V83H184ZM202 84V83H201ZM199 84L198 86H193L192 88H190L189 90H185L183 91L182 93H175V94H172V95H182L184 96L183 94H188L186 96H188V99L185 100L184 102H189L190 104L191 103H198V104H202V105H218V104H221V101L219 100V98L222 97V93H217V98L216 97H211L212 94H214V88L213 87V92H211V96H210V93L208 91V95H207V92H205L207 89H205V85H201ZM126 85V84H125ZM124 85V87H126ZM154 85V84H153ZM157 85V84H156ZM176 85V84H175ZM217 85V84H216ZM255 85H262V88L255 91L254 92V95L255 97L257 98H261V97H264V74L260 73V72H256L254 69H246L245 72L243 74H241L238 79L235 80V83L232 84L231 86H226L225 87H222L223 90L229 88L227 91H230V93H233L232 91H238V94H239V91L241 93V91H247L248 88H250L251 86H255ZM1 86V85H0ZM37 86V85H36ZM40 86V85H39ZM38 86V87H39ZM114 86V85H113ZM123 86V85H122ZM172 86V85H171ZM178 86V85H177ZM213 86V85H212ZM220 86V85H219ZM75 86L73 85V89ZM86 87V86H85ZM165 87V85H164ZM174 87V86H172ZM190 87V85H189ZM208 87H209V84H208ZM33 89V86L31 87ZM42 88V87H40ZM66 88V86H65ZM84 88V87H83ZM170 88V86H169ZM207 88V87H206ZM221 88V87H220ZM116 89V88H115ZM134 89V88H133ZM174 88H172L173 90ZM177 89V88H176ZM180 88H178L179 90ZM185 89V88H184ZM0 90L3 91V89L0 88ZM87 90V89H86ZM120 90V89H119ZM212 90V88H211ZM222 90V89H221ZM33 91V90H32ZM47 91V90H46ZM76 91V90H75ZM77 91H78V88H77ZM122 91V90H121ZM140 91V90H139ZM164 91V90H163ZM251 91V90H250ZM27 92V93H26ZM43 92V91H42ZM143 93V91H141ZM160 92V91H159ZM170 92V91H169ZM181 92V91H179ZM191 92V93H190ZM1 93V92H0ZM78 93V92H77ZM132 93V92H131ZM146 93V92H145ZM153 93V92H152ZM165 93V92H164ZM225 93V92H224ZM250 93V92H249ZM248 93V94H249ZM37 94H40L39 92H37ZM44 94V93H43ZM47 94V93H45ZM56 94V93H55ZM122 94V92L120 93ZM141 93H139L140 95ZM144 94V93H143ZM226 94V93H225ZM251 94V93H250ZM48 95V94H47ZM114 95V94H113ZM123 95V94H122ZM121 95V96H122ZM132 95V94H130ZM148 95V94H147ZM152 94L150 93V96ZM171 95V97H172ZM241 95V94H240ZM27 96V97H26ZM34 96V95H33ZM43 96V95H42ZM41 96V97H42ZM138 96V94H137ZM166 96H168V94L164 95L163 96H156L154 97V101H158V100H161L162 98H165L166 99ZM176 96V97H177ZM180 97V98H183V97ZM185 96V97H186ZM210 96V97H209ZM251 96V95H250ZM36 97V95H35ZM54 97V96H53ZM63 97V96H62ZM112 97V96H111ZM136 97V94L135 96L133 97L135 99ZM169 97V96H168ZM170 97V98H171ZM179 97V96H178ZM177 97V98H178ZM184 97V98H185ZM46 98V96H45ZM48 98V96H47ZM129 98V97H128ZM137 98V97H136ZM144 98V97H143ZM174 98V97H173ZM177 98L175 100H173L172 98L170 100H173V101H166V100H162V101H159V103L156 105L158 107H169V106H173V105H176L178 103H182L181 101H179L180 99ZM242 98V97H241ZM41 99V100H40ZM43 98H39L40 101H42ZM62 99V98H61ZM133 99V100H134ZM215 99H217L218 101H215ZM12 100V102H14ZM19 99V101H21ZM24 100V99H23ZM27 100V99H26ZM29 102L27 103H30V99H28ZM27 100V101H28ZM35 100H37V102L39 101L38 98H36ZM55 100V99H54ZM127 100V99H126ZM124 100V101H126ZM132 100V101H133ZM140 100V99H139ZM146 100V99H145ZM169 100V99H168ZM223 100V99H222ZM6 101V100H5ZM4 101V102H5ZM10 101V100H9ZM18 100H16L17 102ZM18 101V102H19ZM32 102H34V99L31 100ZM46 101V99H45ZM61 101V100H60ZM109 101V100H108ZM115 102L117 100H114ZM113 101V102H114ZM124 101H122V103H124ZM137 101V100H136ZM141 101V100H140ZM229 101V100H228ZM11 102V101H10ZM9 102V103H10ZM11 102V103H12ZM14 102V103H16ZM23 102V101H22ZM26 101H24L23 103H25ZM48 102V101H47ZM56 102H59L58 99L56 100ZM114 102V103H115ZM128 101H126V104H127ZM153 102V101H152ZM8 103V104H9ZM25 103V104H27ZM109 103V102H108ZM118 103V102H117ZM121 103V104H122ZM136 103V102H135ZM134 103V104H135ZM139 103V102H138ZM143 103V102H142ZM157 103V102H156ZM250 103V102H249ZM113 104V103H112ZM111 104V105H112ZM119 104V103H118ZM125 104V103H124ZM125 104V105H126ZM131 104V103H130ZM129 104V105H130ZM137 104V103H136ZM155 104V102H154ZM234 104V103H233ZM116 104H113L112 106H114ZM183 105V104H182ZM181 105V106H182ZM192 105V104H191ZM264 105V103H263ZM10 106V104H9ZM7 106V107H9ZM12 106V105H11ZM117 106V105H116ZM145 107L147 105H144ZM177 107H179L178 105H176ZM221 106V105H220ZM235 106V105H234ZM260 106V105H259ZM13 107V106H12ZM22 106H20L21 108ZM24 107V105H23ZM120 107V106H119ZM118 107V108H119ZM123 107V106H122ZM135 107V106H134ZM175 108V106H173ZM207 107V106H205ZM227 107V106H226ZM239 107V106H238ZM246 107V106H245ZM10 108V107H9ZM16 108H19V107H16L13 108V109H16ZM19 108V109H20ZM26 108H28V106H26ZM117 108V107H116ZM124 108V107H123ZM122 108V109H123ZM231 108V107H230ZM234 108V107H233ZM259 107H257V110H258ZM264 108V107H263ZM12 109V110H13ZM112 109V108H111ZM110 109V110H111ZM120 109V108H119ZM143 109V108H142ZM162 109V108H161ZM202 109V107H201ZM220 109V108H219ZM218 109V111H219ZM245 109V108H243ZM242 109V110H243ZM249 109V108H247ZM18 110V109H17ZM16 110V112H17ZM25 110V109H24ZM23 110V111H24ZM128 110V109H127ZM135 110H137L135 108ZM173 109H171L172 111ZM216 110V109H215ZM223 110V109H222ZM221 110V111H222ZM239 110V109H238ZM241 110V109H240ZM241 111H238V112H242ZM260 110V109H259ZM15 111V110H14ZM21 111V110H20ZM27 111V110H26ZM61 111V110H60ZM65 111V110H64ZM116 111V110H115ZM123 112L125 110H122ZM165 111V110H163ZM197 111V110H196ZM195 111V112H196ZM201 111V110H200ZM203 111V110H202ZM219 111V112H221ZM237 111V110H235ZM22 112V111H21ZM112 112V111H111ZM119 112V111H118ZM117 112V113H118ZM133 112V111H132ZM131 112V113H132ZM135 112V111H134ZM145 112V111H143ZM170 112V111H169ZM246 112V111H245ZM256 112V111H255ZM56 113V112H55ZM58 113V112H57ZM86 113V112H84ZM165 113V112H164ZM191 113V112H190ZM214 113V112H213ZM218 113V112H217ZM223 113V111H222ZM224 113H226L224 111ZM229 113V111H228ZM230 113H233L231 112L230 110ZM229 113V114H230ZM236 113V112H235ZM248 113V112H247ZM254 113V112H253ZM261 114V112H259ZM73 114V113H72ZM79 114V113H77ZM82 114V113H81ZM114 113L112 112V115ZM123 114V113H122ZM169 114V113H168ZM174 114V113H173ZM239 114V113H237ZM246 114V113H245ZM255 114V113H254ZM257 114V112H256ZM80 115V114H79ZM121 115V114H120ZM119 115V116H120ZM128 115V114H127ZM214 115V114H212ZM220 115V114H219ZM225 115V114H223ZM258 115V114H257ZM263 115V114H262ZM62 116H63V113H62ZM66 116V115H65ZM77 116V115H76ZM81 116V115H80ZM79 116V117H80ZM83 116V114H82ZM109 116V115H108ZM116 116V115H115ZM216 116V114L214 115ZM214 116L212 118H214ZM228 116V115H227ZM261 116V115H260ZM259 116V117H260ZM50 117V116H48ZM48 117H47V120H48ZM55 117V116H54ZM52 118V119H57V115H56V118ZM73 117V116H72ZM78 117V118H79ZM138 117V116H137ZM150 117V116H149ZM166 117V116H165ZM218 117V115L216 116ZM215 117V118H216ZM223 119L224 117L221 116ZM226 117V115H225ZM230 117V116H229ZM240 117V116H239ZM246 117V115H245ZM45 118V117H44ZM44 118L42 119V123L46 124L47 127H43L44 124H41L42 126H36V128L38 127V130H40L39 128H45V130L49 129V124L46 123V120H44ZM63 118V117H62ZM85 118V117H84ZM88 117H86L84 120H86ZM90 118V117H89ZM111 118V117H110ZM109 118V119H110ZM122 118V116L120 117ZM182 118V117H181ZM222 118L219 117L220 120H222ZM46 119V118H45ZM52 119H50V121H52ZM60 119V117H59ZM73 119V118H72ZM96 119V118H95ZM107 119V118H106ZM118 119V118H117ZM143 119V118H142ZM141 119V121H142ZM152 119V118H151ZM150 119V120H151ZM209 119V117H208ZM217 119V118H216ZM61 120V119H60ZM59 120V122H61ZM73 120H76V119H73ZM98 120V119H97ZM122 120V119H121ZM134 120V119H133ZM136 120V118H135ZM134 120V121H135ZM149 120V121H150ZM219 120V122H221ZM44 121V122H43ZM82 122V120H80ZM94 121V120H93ZM92 121V122H93ZM102 121V120H101ZM113 121V120H112ZM119 121V120H118ZM145 121V120H144ZM154 121V120H153ZM191 121V120H190ZM208 121V120H207ZM214 121V120H213ZM218 121V120H217ZM41 122V121H40ZM53 122H55V120H53ZM63 122V121H62ZM66 122V121H65ZM91 122V120H90ZM114 122V121H113ZM126 122V121H125ZM131 122V120L129 121ZM171 122V121H170ZM173 122V121H172ZM185 122V121H184ZM209 122V121H208ZM215 122V121H214ZM225 122V121H224ZM242 122V121H241ZM57 123V122H56ZM78 123V122H77ZM94 123V122H93ZM122 123V122H121ZM128 123V122H127ZM175 123V122H174ZM207 123V122H205ZM216 123V122H215ZM257 123V122H256ZM37 124V123H36ZM40 124V123H39ZM74 124V123H73ZM87 124V123H86ZM84 124V125H86ZM102 124H105V123H102ZM110 124V123H109ZM118 124V123H116ZM125 124V123H124ZM194 124V123H193ZM204 124V122H203ZM240 124V123H239ZM253 124V123H252ZM49 125V126H48ZM55 125V123L52 124V126ZM58 125V123H57ZM81 125V124H80ZM78 125V126H80ZM83 125V126H84ZM89 125V124H88ZM123 125V124H122ZM216 125V124H215ZM81 126V128L83 127ZM98 126V125H96ZM147 126V125H145ZM207 126V125H206ZM211 126V125H209ZM87 127V126H86ZM86 127H84L86 130L89 131V129H87ZM89 127V126H88ZM106 126L104 125V128ZM129 127V126H128ZM131 127V126H130ZM180 127V126H179ZM189 127V126H188ZM254 127V126H253ZM32 128V127H31ZM51 128V126H50ZM60 128V127H59ZM58 128V129H59ZM84 128L81 129V131L85 130ZM96 128V127H95ZM101 128V127H100ZM141 128V127H140ZM147 128V127H146ZM164 128V127H163ZM167 128V127H166ZM184 128V126H183ZM204 128V126H203ZM202 128V129H203ZM236 128V127H235ZM239 128V127H238ZM241 128V127H240ZM239 128V129H240ZM245 128V127H244ZM244 128H241L244 130ZM249 128V127H247ZM62 132H60L61 134L62 133H65L66 136L71 133L72 131H74V127L71 125V122H67V124H65L62 128H61ZM78 129V127H77ZM103 129V128H102ZM135 129V128H134ZM175 129V128H174ZM179 129V128H178ZM205 129V128H204ZM207 129V128H206ZM238 130V131H241ZM91 130V129H90ZM128 130V129H127ZM180 130V129H179ZM182 130V129H181ZM196 130V129H195ZM250 130V129H249ZM31 131V130H29ZM34 131V130H32ZM31 131V132H32ZM37 131V130H36ZM35 131V132H36ZM42 130H40L39 133L42 132V135L43 132ZM51 131H52V128H51ZM57 131V130H56ZM77 131V130H76ZM88 131H86V133H88ZM146 131V130H145ZM149 131V130H148ZM159 130L155 129L153 130V135L154 137H156L157 140H159V137L158 136H161V140L162 138H166L167 140L169 139H173L174 137H176V134L174 135L173 131H167L165 133H161V132H158ZM203 131V130H202ZM237 131V132H238ZM246 131V130H245ZM48 132V131H47ZM101 132V131H100ZM129 132V130H128ZM134 132V131H133ZM142 132V131H141ZM180 132V131H179ZM178 132V133H179ZM187 132V131H185ZM201 132V131H200ZM218 132V131H217ZM233 132V131H232ZM236 131H234L235 133ZM242 132V131H241ZM46 133V132H44ZM76 133V132H75ZM78 134L81 133V132H77ZM84 133V132H83ZM81 133V134H83ZM97 133V132H96ZM103 132H101L102 134ZM110 133V131H109ZM135 133V132H134ZM197 133V132H196ZM207 133V132H206ZM210 133V132H209ZM231 133V132H230ZM230 133H225L226 135ZM243 133V132H242ZM245 133V132H244ZM251 133V132H250ZM24 134V133H23ZM30 135V133H26V136L27 135ZM32 134V133H31ZM34 134V132H33ZM32 134V135H33ZM36 134V133H35ZM48 135V133H46ZM51 134V133H50ZM72 134H74V132H72ZM78 134L76 136H78ZM85 134V133H84ZM91 134V133H90ZM94 134V132L92 133ZM98 134V133H97ZM105 134V133H104ZM126 134V133H125ZM130 134H133L132 132H130ZM129 134V135H130ZM202 134V133H201ZM224 134V133H223ZM232 134V133H231ZM29 135H28V138H29ZM39 135V134H38ZM88 135V134H87ZM110 135V134H109ZM135 135V134H134ZM225 135V136H226ZM25 136V135H24ZM25 136V138H26ZM34 136V135H33ZM62 136H64V134H62ZM71 135L69 134V137ZM75 136V138H76ZM81 136V135H80ZM85 136V135H84ZM91 136V135H89ZM141 136V135H140ZM202 136V135H201ZM206 136H212L211 134L210 135H206ZM231 136V135H230ZM233 136V135H232ZM254 136L255 138H259L262 136V132L259 130V128H256L255 129V132H254ZM21 137V136H20ZM32 137V136H31ZM42 137V136H41ZM40 137V138H41ZM74 136H72V140ZM83 137V136H82ZM97 137V136H96ZM104 137V136H102ZM135 137V136H134ZM137 137V136H136ZM149 137V136H148ZM197 137V136H196ZM195 137V138H196ZM215 137H216V134H215ZM227 137V136H226ZM23 138V137H22ZM26 138V139H28ZM39 138V137H38ZM60 137H58L57 140H59ZM65 138V137H64ZM81 138V137H80ZM88 138V137H86ZM90 138V137H89ZM143 138V137H142ZM221 138V137H220ZM224 138V137H223ZM228 138V137H227ZM232 138V137H231ZM264 138V136H263ZM25 139V140H26ZM97 139V138H96ZM100 139V137H99ZM110 139V137H109ZM115 139V137H114ZM145 139V138H144ZM201 139V138H200ZM215 139V138H214ZM233 139V138H232ZM235 139V138H234ZM245 139V138H244ZM254 139V141L256 140ZM20 140V139H19ZM19 140L14 141V143H18ZM24 140V143L23 144H26V141ZM62 140H63V137H62ZM65 141H67V137L66 139H64ZM63 140V141H64ZM103 140V139H102ZM112 140V139H111ZM142 140V139H141ZM147 140V139H146ZM186 140V139H185ZM196 140V139H195ZM198 140V139H197ZM202 140V139H201ZM226 140V139H225ZM242 140V139H241ZM247 140V139H246ZM28 141L32 142L31 139L30 140H27V143ZM75 141V140H74ZM134 141V140H133ZM160 141V140H159ZM163 141V140H162ZM199 141V140H198ZM211 141V140H210ZM233 141V140H232ZM235 141V140H234ZM21 142V141H20ZM19 142V143H20ZM58 143V145L63 146L65 147L64 145L68 144L70 141H68L67 143L66 142H63V143H66V144H63L61 145V141H55L54 143ZM85 142V141H83ZM103 142V141H101ZM117 142V141H116ZM152 142V141H151ZM237 142V141H236ZM245 142H243V144L245 145ZM260 142V141H259ZM96 143V142H95ZM143 143V142H142ZM145 143V142H144ZM147 143V142H146ZM153 143V142H152ZM156 143V141H155ZM196 144H198L197 142H195ZM194 143V144H195ZM204 142H201L200 145H202ZM238 143V142H237ZM256 143V142H255ZM262 143V142H261ZM260 143V144H261ZM89 144V142L87 143ZM113 144L114 141H113ZM112 144V145H113ZM121 144V143H120ZM179 144V143H177ZM193 144V145H194ZM242 144V142H241ZM254 144V143H253ZM27 145V144H26ZM30 145V144H29ZM70 145V144H69ZM75 145V144H73ZM72 145V146H73ZM94 145V144H93ZM98 145V144H97ZM110 145V143H109ZM117 147L118 144H115ZM143 145V144H142ZM148 145H152V144H149ZM154 145V144H153ZM191 145V142L190 141H184V144L182 145V148L180 150L177 151V154L176 156L173 158L174 160H177L179 161V165L177 167H172V168H168V169H160L162 170L163 174H165L166 178H167V182H166V185L168 187H170V189L174 188L176 189L177 192H175V196H177L178 198L176 199V202L177 203H183V198L184 196H187L188 193H193V192H196L197 194H200V199L198 201H196V204L194 203L195 206H192L190 208H186L185 205H184V208H186L184 211L181 210V212L179 213V211L177 212V214H174V210H176L175 208L177 207L176 205L173 206V204L170 202L171 199L168 201V200H164L165 202L167 201V203H171L172 204V207L174 210H169V207L167 211V213H169L170 211L173 212V216H170L168 217V215H166V210L164 211L165 212V215L166 217H163V221L161 222L160 218H158L159 222L157 223V218L155 217V213L156 211H154L155 213H153V215H151L150 213L153 211L152 208H151V212L149 214H147L148 216H145V215H142L143 218H140L141 214H138L139 218L136 220L133 216V214H131L130 211H134L136 209V206L134 207L135 209H131V205H128L129 201L132 200L130 198V200H128V203L127 205L126 202H125V198H123L121 196L122 199H124L123 203L121 201L117 200L116 199H113L112 196L109 197L106 196V194L104 192V195L103 194H98V193H95L97 194L95 198L96 200H98V202L95 203V200L94 203L95 205L90 209L89 213H91V215L93 214L94 218L92 219V222H94V224L91 222V220H89L91 223L87 224H81L82 226H78L80 223H78L80 221L79 219V216L77 217L78 218V225L75 226L76 229L74 228V231H72L71 229V232L70 230L67 229L68 226L67 225V221H66V224L64 222H62L61 220L63 218H60L56 217V219H52V218H47L46 217V214L45 212L48 210L47 207L48 205H52L51 204H48L51 200V197L53 196V192L51 190L54 189V186H52V189L51 188H48L47 185H49L50 183H52V185H54L55 182H53L52 178L54 177H58L57 179H55L56 181L58 180V182L62 181L59 179H65L64 177V174L65 172H63V177H59L60 175L58 174V171H57V174L56 176H52V178L50 179L51 181H49V183L46 184V181L44 183L41 182L42 184H46V187L47 189H51L50 191L52 192V194H47L46 196L47 197H44L43 194H40V192L43 190V186L41 184V187H38L40 186L38 183L37 180H42L44 179L46 176V172H49L48 170H39V171H46L45 173H43L44 177L43 178H40L39 176V179H37V183H32L31 181V173L29 174L31 177V179L29 178V175H27L28 179L25 180L24 177H26V174L28 171L32 172L34 171L32 174L35 173V171L37 170L38 171V168H36V170H31V167L34 168L33 165H31V167L28 165L29 162L32 161V158L30 160H26L28 158H30V152H28V149L27 147L25 149H27V152L29 153H25L24 150H20L17 151L15 157H14V160H12L13 162H17L20 160L21 162V158L23 159V155L25 153V156L28 155V158H26L24 156V159L26 160V165L30 167V169L27 170L28 167L24 168V170L26 169L27 171H23L24 172V175L23 173L21 174V176L23 175V178L21 179H24L25 181L22 182V184H18L17 188L15 185H13V188L11 187L10 188V185H11V182L13 183L14 181L13 180H8L9 178L11 179V177H9V174H8V181L5 183L3 182L2 180V176H0V193L4 192L5 193H9L11 195V192L14 193L15 195H13V199L11 200L12 202L8 203V204H5L4 205L2 204L0 206V264H88V262L85 260L84 262H81L79 259L77 262H75L74 260L77 258L76 256H80L81 259L83 258L82 255H86L84 253H87L88 248H97L99 249L100 251H102L99 255H97V257H95L94 259V263H91V264H264V164H259L258 166L257 165H254V166H249V165H245L246 167H244L242 169V173L244 175H246V178L244 179H229V180H226V179H215L213 181H208L206 179H199V176L200 175H208V172L205 170V167L204 165L199 162V160L201 161V158L203 157V155L200 153L199 150H201L200 148H198V146H193ZM205 145H206V142H205ZM211 145V144H210ZM220 145V144H219ZM222 145V144H221ZM259 145V144H258ZM264 145V144H263ZM23 146V145H22ZM71 146V147H72ZM78 147V145H76ZM87 146V145H86ZM118 146H121V145H118ZM157 146V145H156ZM155 146V147H156ZM179 146V145H178ZM207 146V145H206ZM255 146V144H254ZM261 147V145H259ZM30 147V146H29ZM28 147V148H29ZM56 147V146H55ZM68 147V146H67ZM76 147V148H77ZM97 147V146H96ZM108 147V146H106ZM105 147V148H106ZM110 147V146H109ZM114 147V146H112ZM153 147V146H152ZM205 147V146H204ZM245 147V146H244ZM58 148V147H57ZM69 148V147H68ZM73 148V147H72ZM82 148V147H81ZM93 148V147H92ZM147 148V147H146ZM149 148V147H148ZM209 148V147H208ZM211 148V147H210ZM209 148V150H210ZM213 148V147H212ZM5 149V148H3ZM1 149V150H3ZM63 149V148H61ZM67 149V148H65ZM85 149V148H84ZM101 149V147H100ZM109 149V148H107ZM112 149V148H111ZM114 149H117V148H114ZM158 149V148H157ZM160 149V148H159ZM203 149V148H202ZM220 149V148H219ZM234 149V147H233ZM237 149V148H236ZM247 149V148H246ZM250 149V148H249ZM248 149V150H249ZM256 149V148H255ZM68 150V149H67ZM66 150V153L68 152ZM71 150V149H70ZM69 150V151H70ZM78 150V149H77ZM75 150L76 153L73 152V154H77V153H80V151H77ZM148 150V149H147ZM150 150V149H149ZM257 150V149H256ZM261 150V149H260ZM5 151H7L5 149ZM73 151V150H72ZM70 151V152H72ZM99 151V150H98ZM102 151V150H100ZM114 151V150H113ZM152 151V150H151ZM160 151V150H159ZM204 151V150H203ZM224 151V150H223ZM243 151V150H242ZM241 151V152H242ZM252 152V150H249ZM3 151H1L2 153ZM24 152V153H23ZM69 152V153H70ZM96 152V151H95ZM105 152V151H104ZM111 152V151H110ZM156 152V151H155ZM163 152V151H162ZM216 152V151H215ZM238 152V151H237ZM236 152V153H237ZM244 152H248V151H244ZM254 152V151H253ZM0 153V155H1ZM7 153V152H6ZM63 153V152H62ZM61 153V154H62ZM67 153V154H69ZM129 153V152H128ZM165 153V151H164ZM163 153V154H164ZM240 153V152H239ZM250 153V152H249ZM255 153V152H254ZM5 152H3L2 155H4ZM55 154V153H54ZM61 154L58 153V155L60 156ZM83 154V153H81ZM147 154H149L147 152ZM160 154V152H159ZM243 154V153H242ZM32 155V154H31ZM49 157V154H47ZM51 155V154H50ZM57 155V154H55ZM55 155H54V158H55ZM64 156V153L62 154ZM168 155V154H167ZM234 155V154H233ZM249 155V154H248ZM61 156V158L63 157ZM68 156V155H67ZM80 156V155H79ZM209 156V155H208ZM239 156L241 157V153L239 154ZM243 156V155H242ZM246 156V155H245ZM2 158H0L1 160L4 158V156H0ZM57 157V156H56ZM69 157H70V154H69ZM71 157L74 158V155H72ZM78 157V156H77ZM90 157V156H89ZM146 157V156H145ZM149 157V156H148ZM244 157V156H243ZM150 158V157H149ZM195 158H198L199 160L198 161H193L192 159H195ZM205 158V157H204ZM210 158V157H209ZM242 158V157H241ZM240 158V159H241ZM23 159V160H24ZM42 158L40 157V160ZM52 159V158H51ZM58 160L60 159L57 158ZM66 161L69 159V158H64ZM171 159V158H170ZM208 159V158H207ZM221 159V157H220ZM239 159V160H240ZM245 159V158H244ZM37 160H39V158H37ZM39 160V161H40ZM54 160V159H53ZM63 160V159H61ZM70 160L69 159L67 162L70 163ZM73 160V159H72ZM146 160V159H145ZM215 160V159H214ZM243 160V159H241ZM253 160V159H252ZM11 161V162H12ZM27 161L28 164H27ZM39 161L35 162V163H40ZM126 161V160H125ZM149 161V160H148ZM169 161V160H168ZM170 161H173V160H170ZM169 161V162H170ZM245 161V160H244ZM10 162V163H11ZM34 162V160L32 161V163ZM164 161H162V164ZM205 162V163H204ZM212 162V161H211ZM230 162V161H229ZM4 163V161H0V166L1 165H4L6 167L7 164L9 163H5V164H2ZM24 163L22 161L21 165L24 166ZM43 163V162H42ZM64 160H63V166H68L67 163L66 165H64ZM204 164L206 163H209V162H206V161H203ZM215 163V162H214ZM174 164V163H173ZM242 164V163H241ZM254 164V163H252ZM10 165V164H9ZM14 165V163H13ZM19 164L17 165H14L15 167H19L18 166ZM159 165V164H158ZM11 167V169H13V167ZM23 166H21L23 168ZM51 166V165H49ZM54 166V165H53ZM52 166V167H53ZM62 166V167H63ZM155 166V165H154ZM164 166V165H163ZM4 167V168H5ZM10 167V166H8ZM25 167V166H24ZM36 167V166H35ZM38 167V166H37ZM42 167V166H41ZM46 167V166H44ZM56 167V166H55ZM63 167V169H64ZM70 167V166H69ZM103 167V166H102ZM147 167V166H146ZM170 167V166H169ZM194 169H193V168ZM216 167V166H215ZM2 168V166L0 167ZM2 168V169H4ZM51 168V167H50ZM59 168V167H57ZM61 168V167H60ZM74 168V167H73ZM161 168V166H160ZM167 168V166H166ZM10 169V168H9ZM20 170V167L18 168ZM42 169V168H41ZM53 169H55L53 167ZM52 169V171H54ZM150 169V168H148ZM147 169V170H148ZM155 169V168H153ZM158 169V168H156ZM6 170V168L4 169ZM8 170V169H7ZM6 170V171H7ZM23 170V169H22ZM72 170V169H71ZM104 170V169H103ZM142 170V169H141ZM196 170V171H195ZM3 171V170H2ZM38 171V172H39ZM51 171V170H50ZM64 171V170H63ZM68 171V170H67ZM137 171V169H136ZM146 171V170H145ZM153 171H156V170H153ZM198 171V172H197ZM225 170H220L218 172V174L221 176V175H225ZM8 172V171H7ZM13 172L15 174H13ZM11 173L10 176L12 175H15L16 176V179L17 177L19 176L18 175V171L14 169ZM62 172V171H61ZM150 172V171H149ZM152 172V170H151ZM0 173H1V169H0ZM3 173V172H2ZM4 173H6L4 171ZM3 173V174H4ZM9 173V172H8ZM21 173V172H20ZM51 173V172H50ZM59 173H60V170H59ZM139 173V171H138ZM142 173V172H140ZM156 173V172H155ZM160 173V172H159ZM18 176H17V175ZM38 173H35L34 174V177L33 178H38V176L36 175ZM62 174V173H61ZM158 174V173H157ZM157 174H155V177H157ZM1 175V174H0ZM6 175V174H4ZM48 175H52V174H48ZM47 175V176H48ZM132 175V174H131ZM137 175V174H136ZM151 175V174H150ZM14 176V177H15ZM20 176V177H21ZM67 176V174H66ZM133 176V175H132ZM154 176V175H153ZM12 177V178H14ZM26 177V178H27ZM49 177V176H48ZM131 177V176H130ZM136 177V176H135ZM141 177V175H140ZM146 176H143V179L145 178ZM154 177V178H155ZM160 177V176H159ZM4 178H6L4 176ZM68 178V177H67ZM96 178V177H95ZM152 178V176H151ZM20 179V180H21ZM30 179V180H29ZM162 179V178H161ZM165 179V178H164ZM163 179V180H164ZM211 179V178H210ZM19 180V179H18ZM17 180V181H18ZM34 180V179H33ZM39 180V181H40ZM45 180V179H44ZM67 180V179H66ZM69 180V179H68ZM130 180V179H129ZM140 180V179H139ZM156 180V179H155ZM11 181V182H10ZM64 181V180H63ZM99 181H101L99 179ZM157 181V180H156ZM108 182V181H107ZM143 182V181H142ZM141 182V183H142ZM149 182V181H148ZM153 183V181H151ZM9 183V185L7 184ZM30 183H32L33 185H35V187L31 186ZM63 182H61V185H62ZM65 183V182H64ZM64 183H63V186L62 187H66L64 186ZM133 183V182H132ZM137 183V181H136ZM139 183V182H138ZM140 183V184H141ZM164 183V181H163ZM162 183V185H163ZM14 184V183H13ZM36 184H37V187H36ZM55 184H58V183H55ZM68 184V182L66 183ZM69 184H70V181H69ZM68 184V185H69ZM115 184V183H114ZM145 184V183H144ZM144 184H142V187L144 188ZM51 185V184H50ZM60 185V186H61ZM111 185V184H110ZM132 185V184H130ZM129 185V186H130ZM150 185V184H148ZM154 185V184H153ZM15 186V187H14ZM92 186V185H91ZM108 186V185H107ZM128 186V188H129ZM139 186V185H138ZM151 186V185H150ZM155 186H156V183H155ZM59 187V186H58ZM61 187V189H63ZM69 187V186H67ZM93 187H96V186H93ZM100 186L96 187V190L97 188L99 189ZM114 187V186H113ZM118 187V186H117ZM124 187V186H123ZM121 188V189H124L126 188V186L124 188ZM134 187V186H132ZM132 187H130L129 189H131ZM60 188V187H59ZM92 188V187H91ZM106 188V187H105ZM112 188V186H111ZM127 188V189H128ZM139 188H141L139 186ZM137 189V190H140V189ZM149 189V187H147ZM155 188V187H154ZM153 188V190H154ZM158 188V186H157ZM45 187H44V192L43 193H46V191H49L46 189L45 191ZM59 189V190H61ZM66 189V188H65ZM87 189V188H86ZM89 189V187H88ZM95 188H93L94 190ZM102 189V188H101ZM104 189V188H103ZM133 189V188H132ZM152 189V188H151ZM91 189V192L93 191ZM100 190V189H99ZM106 190V189H104ZM103 190V191H104ZM118 190V189H117ZM136 190V191H137ZM143 190V189H142ZM140 190V191H142ZM152 190V191H153ZM164 190V189H163ZM49 191V192H50ZM65 191V190H64ZM85 191V190H84ZM107 191V190H106ZM105 191V192H106ZM112 191L114 192H111V189H110V192L113 193V195H115V191L112 189ZM135 191V189H134ZM148 191V190H147ZM151 191V190H150ZM61 192V191H60ZM82 191H80V194ZM87 192V191H86ZM89 192V191H88ZM87 192V193H88ZM96 192V191H95ZM99 192V191H98ZM109 192V190H108ZM128 192V190H127ZM132 192V191H131ZM130 192V193H131ZM165 192V191H164ZM29 193H32L31 195ZM48 193V192H47ZM63 194V192H61ZM119 193V192H118ZM129 193V192H128ZM136 193V192H135ZM148 192H146V195H147ZM156 193V192H155ZM159 193V192H157ZM3 194V193H2ZM29 194V195H28ZM56 194V193H55ZM58 194V193H57ZM61 194V195H62ZM76 194V193H75ZM109 194V193H108ZM122 194H125V193H122ZM119 193V195H122ZM127 194V193H126ZM133 194V192H132ZM138 196L140 195V192L138 191ZM142 194L144 195V191L142 192ZM150 194V193H149ZM162 194V193H161ZM159 194V195H161ZM166 194V193H165ZM168 194V192H167ZM166 194V195H167ZM171 194V193H170ZM11 195V196H12ZM34 196L33 198L31 196ZM48 195H52L51 197L48 196ZM61 195L59 198V200L61 199ZM83 195V194H82ZM85 195V193H84ZM88 195V194H87ZM86 195V196H87ZM94 195V194H93ZM92 195V196H93ZM135 195V194H134ZM155 194H153L154 196ZM158 195V196H159ZM163 195V194H162ZM59 196V195H58ZM77 196V194H76ZM81 196V195H80ZM79 196V197H80ZM117 196V195H116ZM126 196V195H124ZM136 196L135 200L138 199V201H136L137 203H139V198L142 199V197L144 198V196ZM148 196V195H147ZM146 196V198H147ZM150 196V195H149ZM169 196V195H168ZM4 197V196H3ZM7 197H10L9 195ZM57 197V195L55 196ZM53 196V198H55ZM62 197L64 198L65 196L62 195ZM75 197V196H74ZM73 197V198H74ZM89 197V196H88ZM95 197V196H94ZM115 198V196H113ZM165 197V196H164ZM2 198V197H1ZM0 200L2 201L3 199ZM34 198H35V201L36 199L39 200V206H36L38 207L36 209V211H34ZM52 200H55L53 199ZM56 198V200L58 199ZM61 199L63 200L64 204H65V200L64 199ZM69 198V197H68ZM82 198V197H81ZM80 198V199H81ZM83 198L85 199L86 197L83 196ZM90 198V197H89ZM120 198V197H119ZM120 198V200H121ZM153 198V197H152ZM156 198V197H155ZM169 199V197H167ZM185 198V197H184ZM88 199V198H87ZM87 199L85 201H87ZM93 199V198H91ZM91 199L89 200L88 203L92 202ZM151 199V197H150ZM159 199V198H157ZM156 199V200H157ZM9 200V199H8ZM7 200V201H8ZM37 200V201H38ZM51 200V201H52ZM55 200V204L58 202V200L56 201ZM67 200V198H66ZM72 199L70 198V200L66 201L69 202L71 201ZM76 201V199H73ZM82 201H84L83 199H81ZM134 200V198H133ZM152 200V199H151ZM154 200V199H153ZM152 200V201H153ZM175 200V199H174ZM173 200V201H174ZM4 201V200H3ZM47 202V203H44V202ZM80 201V204H82ZM84 201V202H85ZM148 201V200H147ZM186 201V200H185ZM42 202V204L44 203V205H40V203ZM74 202V201H73ZM79 202V201H78ZM134 202V201H133ZM132 202V203H133ZM160 202V201H159ZM158 202V203H159ZM163 202V201H162ZM164 203V206H166V204ZM174 202V203H176ZM1 203V202H0ZM70 203V202H69ZM94 203H91V204H94ZM125 203V204H124ZM169 203V204H170ZM187 203V202H186ZM45 204H48V205H45ZM58 204V203H57ZM124 204V205H123ZM136 204V203H135ZM142 204H147V203H144V201H142ZM141 204V205H142ZM161 204V203H159ZM180 204V205H181ZM185 204V203H184ZM37 205V203L35 204ZM79 205V204H78ZM84 205V203H83ZM81 205V208L82 206ZM134 205V204H132ZM149 204H147L148 206ZM153 205V203H152ZM155 205V204H154ZM156 205H157V201H156ZM178 205V204H177ZM183 205V204H182ZM193 205V204H192ZM62 206V205H61ZM80 206V205H79ZM130 206V208H129ZM138 206V205H137ZM140 206V205H139ZM138 206V207H139ZM161 208H164L163 205L161 204L160 205ZM160 206L158 205V207L156 208L155 206H151L153 207L154 209H158L160 208ZM170 206V205H169ZM176 206V207H175ZM187 206V205H186ZM189 206V205H188ZM52 207V206H51ZM56 208L57 205L55 206ZM65 207V205L63 206V208ZM74 207V206H73ZM78 207V206H77ZM86 206H84L83 208H85ZM126 207H128L129 209H127ZM137 207V208H138ZM145 207V206H143ZM142 206L140 207V212L142 211L141 209L143 208ZM167 207H168V204H167ZM165 207V209L167 208ZM183 207V206H182ZM81 208L79 209L81 211ZM87 208V207H86ZM160 208V209H161ZM181 208V206H180ZM179 208V209H180ZM51 209V208H50ZM88 208L86 209L87 212L89 210ZM146 209V207H145ZM64 210V211H63ZM61 209V211H63V215H64V212L66 213L65 211V208L64 209ZM78 210V208H77ZM84 209V211H86ZM148 211V207L146 209ZM136 211V210H135ZM138 211V210H137ZM146 211V212H147ZM37 212V213H36ZM51 212V211H50ZM59 212V211H58ZM86 212V213H87ZM144 212V211H142ZM160 212V211H158ZM164 212H162L161 214H163ZM52 213V212H51ZM71 213V212H70ZM69 213V215H71ZM86 213H83L86 215L89 216V213L86 214ZM137 213V212H136ZM68 214V213H67ZM79 214V213H78ZM155 214V215H154ZM171 213H169L170 215ZM54 215V214H53ZM164 215V214H163ZM82 216V215H80ZM84 216V218H85ZM158 216H159V213H158ZM61 217H62V214H61ZM67 217V216H66ZM70 217V216H68ZM73 217H75V215H73ZM72 217V218H73ZM87 217V216H86ZM71 218V221L73 220ZM88 218V217H87ZM68 219V218H67ZM65 220V219H63ZM83 220V219H82ZM75 221V220H74ZM74 221L71 223L72 225H69V226H73L74 224ZM85 221V220H84ZM164 222V223H163ZM69 223V221H68ZM49 225V228L46 226V225ZM95 224H98V228H91V226H94ZM75 225H76V221H75ZM90 227V228H88ZM154 227V228H152ZM121 228V229H120ZM53 229H56L59 233L58 237L57 234H55V236L51 237V235L53 234V232L51 233V230ZM118 231H121V232H118ZM55 232V231H54ZM51 233V235H49ZM56 233V232H55ZM92 250V249H91ZM90 250V252H91ZM95 250V249H94ZM62 252L65 253H70L71 254V257H66V253L64 254V256L61 257L60 253ZM96 252V251H95ZM59 254V256H57L56 254ZM94 253V251L92 250L91 254L90 255H94L92 254ZM88 254V253H87ZM91 256V257H92ZM75 259H74V258ZM105 257V259H103Z\"/></svg>", "mask_w": 264, "mask_h": 264}]
</instances>
